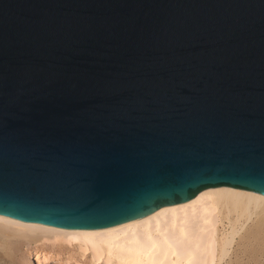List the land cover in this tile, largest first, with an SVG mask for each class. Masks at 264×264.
Listing matches in <instances>:
<instances>
[{
	"label": "water",
	"instance_id": "95a60500",
	"mask_svg": "<svg viewBox=\"0 0 264 264\" xmlns=\"http://www.w3.org/2000/svg\"><path fill=\"white\" fill-rule=\"evenodd\" d=\"M264 192V0H0V214L98 228L206 187Z\"/></svg>",
	"mask_w": 264,
	"mask_h": 264
},
{
	"label": "bare ground",
	"instance_id": "6f19581e",
	"mask_svg": "<svg viewBox=\"0 0 264 264\" xmlns=\"http://www.w3.org/2000/svg\"><path fill=\"white\" fill-rule=\"evenodd\" d=\"M250 221L264 227V192L219 185L98 228L44 225L0 214V249L10 254L25 243H50L51 249L76 246L93 264H219ZM54 253L38 248L26 261L62 257Z\"/></svg>",
	"mask_w": 264,
	"mask_h": 264
},
{
	"label": "rangeland",
	"instance_id": "374dc122",
	"mask_svg": "<svg viewBox=\"0 0 264 264\" xmlns=\"http://www.w3.org/2000/svg\"><path fill=\"white\" fill-rule=\"evenodd\" d=\"M34 244H22L18 252L16 251L17 253L8 254L0 249V264H93L88 254L80 253L76 246L58 247L56 245L51 249L46 246L50 243ZM231 246L227 256L219 264H264V227H257L253 221L248 222ZM38 248H48L53 253L55 252L54 254L61 252L62 257L41 263L42 259L35 256L34 259L26 261L27 255ZM217 261L216 264H218Z\"/></svg>",
	"mask_w": 264,
	"mask_h": 264
}]
</instances>
